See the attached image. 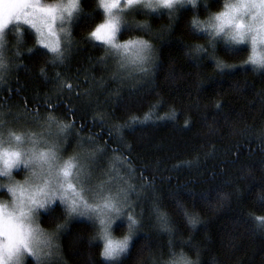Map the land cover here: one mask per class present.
<instances>
[{
  "label": "trees",
  "instance_id": "obj_1",
  "mask_svg": "<svg viewBox=\"0 0 264 264\" xmlns=\"http://www.w3.org/2000/svg\"><path fill=\"white\" fill-rule=\"evenodd\" d=\"M224 1L204 0L195 11L136 10L118 40L149 43L153 64L144 75L125 74L115 53L91 37L105 18L98 0H79L60 55L38 45L29 27L14 34L9 26L0 135L60 128L69 141L82 139L98 154L91 164L98 181L107 161L126 176L138 220L127 250L108 261L98 226L70 218L55 201L38 216L55 236L49 264H172L178 256L190 264H264V73L244 64L246 46L214 45L190 22ZM126 230L120 223L114 231Z\"/></svg>",
  "mask_w": 264,
  "mask_h": 264
},
{
  "label": "rangeland",
  "instance_id": "obj_2",
  "mask_svg": "<svg viewBox=\"0 0 264 264\" xmlns=\"http://www.w3.org/2000/svg\"><path fill=\"white\" fill-rule=\"evenodd\" d=\"M12 2H21V0H0V10H2L3 4L4 3H12ZM28 3H33L36 4L38 7H53L57 4H67L69 3V0H53L51 2H48L46 0H27ZM100 8L104 11L103 7L101 6V0H98ZM108 3H116L117 8L114 9V11H118L119 14L121 15L122 23L120 26V30L126 26L131 24V17L132 14L139 8H142V6L138 5H132L125 7V0H106ZM261 0H225L223 3L222 8L220 9L221 11L225 10L224 5L226 3H256L259 4ZM77 8L79 4V0H76ZM77 8L73 11L72 15L68 17L67 19L64 20H56V21H51L49 19V23L52 24V29L51 33L49 34V29L45 26L42 27V32L43 35H41V32H38L36 28H33L30 24H25L23 22L20 23H11L8 25L6 29L3 30L2 38H0V53L1 50H3L4 47V41L6 38V34L8 31L9 26L14 24V29H12V32L14 34L19 33V26H27L29 27L35 34L37 44L40 45L41 47L46 48L50 52L57 53L60 55L61 52V45L62 41L64 38L67 37L69 33V25L71 22L72 17L74 16ZM143 9V8H142ZM31 11V10H29ZM162 11V10H159ZM166 11V10H165ZM105 13V11H104ZM245 16V15H244ZM248 17L247 22L252 21V16L251 15H246ZM243 17V16H242ZM107 19V14L105 13V18L104 20L99 23L96 28L103 24L105 20ZM39 23V22H38ZM240 23H246V21L242 18ZM256 27L258 29L264 28V21H257ZM96 28L93 30L95 31ZM197 29V28H196ZM119 30V32H120ZM200 31L199 29H197ZM92 31V32H93ZM116 34L115 38V43L119 44H125L129 41H136V40H141V39H131L127 40L124 42H120L118 40V34ZM92 34V33H91ZM90 34V35H91ZM93 39V37L91 35ZM96 40V39H95ZM43 41V43H42ZM144 41V40H142ZM105 44L109 49H111L116 56V59L118 60L120 66L118 65V68L120 70H125V72H129V74L133 75H144L146 71L151 68V65L153 64V57L151 56V48H149L146 52V60L143 63L136 62V50L133 48H128V49H114L112 48L111 45L106 44L104 41H99ZM146 42V41H145ZM148 45L149 43L146 42ZM58 46V51H52V47H57ZM244 64H247V59L244 61ZM144 73V74H143ZM126 74V73H125ZM48 126V125H47ZM51 127L48 126V129ZM60 129V128H58ZM58 129H55V131H52L49 133V131H46L47 133H41L40 135H30L27 137H24L26 135H21V134H15L14 136L12 135H0V143L7 141V140H15L16 136L21 137V144H26L29 147L35 148L38 152L39 151H47L49 146L52 145L53 143L59 145V152L58 155L60 157V163H63L66 160L73 159L74 162L80 163L85 166V178L88 180L87 185H81L79 181H77L74 176L75 172L73 174V178L69 179L70 183H73L74 189L77 193H81L82 198L86 200L88 203L93 204L94 206L97 207H102V205L107 201L111 200L112 203L116 204L118 207L122 206L123 207V215L121 216H116L115 214H112L110 217H108L110 220L115 222V227L120 224V223H126L127 224V230L124 232V234H127L129 237V244L133 237L137 233V226H133L132 229H129V222H128V216L132 215L136 220L137 218L134 215V202H131L130 197L126 194L127 191L129 190V181L124 176V174L119 170V168L112 163L111 161L104 167L105 169L102 170V179L98 181L97 176L95 174V171L93 169V164L95 160L98 159L97 155L92 149H86L84 146V142L82 139H79L75 142L69 141L67 135H66V130L58 131ZM71 149L72 151L69 154H64L66 150ZM18 170H14L12 180L16 181L17 178H19V183L21 187L24 188H29L32 192L37 191L38 189L44 187L45 184L51 183L54 181L56 178L54 175H51L48 173L47 167L45 166L44 168H41L39 165L35 166H28L25 167L24 165H18L17 166ZM15 172H17L18 175H15ZM101 177V176H100ZM109 179V181H108ZM9 182L8 177H3L0 176V187H3L5 184ZM88 188L92 189V191H82L83 188ZM7 194L8 198H10L9 194L7 193L6 190L0 191V199H8V198H2L1 195ZM59 201L58 199L51 201L50 203H45V208L49 206V204ZM126 201V202H125ZM60 202V201H59ZM63 204L62 202H60ZM63 206L66 209V205L63 204ZM69 216V215H68ZM70 218H78V219H88L93 221L98 227V236L101 231V226L99 224V217L97 215H92V216H81L79 214H73L72 216H69ZM138 221V220H137ZM36 227L39 229L38 233V239L40 241V249H38L39 255L38 256H30L33 258L37 263L38 261L42 263L49 264L52 261L55 260V248H56V241H55V236L51 232L46 231L43 229L39 223H38V217H37V224ZM115 227L111 229L112 232L115 233ZM123 234V235H124ZM122 235V236H123ZM0 239H3V237H0ZM124 253V252H123ZM121 253L119 257L123 254ZM118 257V258H119ZM116 258V259H118ZM180 256L177 257L176 261L172 264H190L189 261H177L179 260ZM104 259H106L104 257ZM114 259V260H116ZM108 261H114L110 259H106ZM175 260V259H174ZM185 261V262H184Z\"/></svg>",
  "mask_w": 264,
  "mask_h": 264
},
{
  "label": "snow or ice",
  "instance_id": "obj_3",
  "mask_svg": "<svg viewBox=\"0 0 264 264\" xmlns=\"http://www.w3.org/2000/svg\"><path fill=\"white\" fill-rule=\"evenodd\" d=\"M165 4L171 2V0H163ZM70 4L72 7L68 8L67 5ZM138 5L139 0H125V6ZM243 5L240 9L225 7L224 12L221 16L235 18L236 15L241 17L244 15H251L252 21H264V0H261L259 4L256 3H241ZM101 6L103 7L105 13L107 14V19L101 25H99L95 31L92 32V36L95 37L97 41H104L109 44L114 49H128L133 48L136 50V62L143 63L146 60V52L150 48L145 41L136 40L129 41L125 44L115 43L116 34L120 30L121 19L119 16L114 14V9L117 8L116 3H108L106 0H101ZM77 8L76 0H69V3L65 4L63 7H58L57 5L53 7H38L36 4L28 3L27 0H21V2L4 3L2 10H0V34L3 30L8 27L11 23L30 24L33 28H36L38 32L43 35L42 27H47L49 29V34L51 33L52 24L51 21L63 20L65 15L70 17L73 11ZM31 10V11H29ZM39 22V23H38ZM241 28L246 26L243 24L238 25ZM2 38V36H0ZM43 43V41H42ZM52 51H58L57 47H52ZM55 106H53L54 110ZM17 141H21L20 136H16ZM59 145L53 143L49 146L47 151H37L33 148L31 158L28 163L24 166H35L39 165L41 168L47 167L48 173L55 176V180L51 183H47L44 187L32 192L29 188L21 187L22 191H26L29 194L31 202L36 206L44 207L45 203H50L53 200L58 199L60 202L66 205V211L69 216L73 214H79L81 216H92L97 215L99 217V224L101 226V232L107 236L108 233V221L112 214L116 216L123 215V207H118L116 204L112 203L111 200H107L102 207L94 206L88 203L82 198L81 193H77L74 189L73 183L69 182L70 178H74L79 181L81 185H87L88 180L85 178V166L74 162L73 159H69L60 163V157L58 155ZM16 157V163L13 165L17 167L20 162L21 153H14ZM4 153H0V159H2ZM82 191H92V189L83 188ZM208 198H211L209 194ZM126 202V201H125ZM153 212L159 213V208L154 207ZM129 229L138 224V221L132 216H128ZM264 223V221H262ZM15 221L6 227L4 222V217L2 211H0V264H5V245L9 248L18 249L26 245L21 243L20 237L23 235V228L21 227L19 231L15 228ZM129 246V239L125 240L118 248L109 249V243L106 242L105 254L109 257L119 256L121 253L125 252ZM30 256H36L35 253H29Z\"/></svg>",
  "mask_w": 264,
  "mask_h": 264
},
{
  "label": "clouds",
  "instance_id": "obj_4",
  "mask_svg": "<svg viewBox=\"0 0 264 264\" xmlns=\"http://www.w3.org/2000/svg\"><path fill=\"white\" fill-rule=\"evenodd\" d=\"M203 2L204 0H171L170 3L165 4L163 0H139V5L151 13H156L159 10L174 11L181 8H190L195 11L202 6ZM64 5L57 4L58 7ZM67 7L71 8L72 6L68 4ZM225 7L240 9L243 5L241 3H226L224 9ZM222 12L224 10L217 9L207 18L194 19L190 22L203 34H206L214 45L221 44L225 48L246 46L248 49L247 66L254 73H264V28L258 29L256 27L258 20L247 22L248 17L246 15L243 17L236 15L235 18H232L221 16ZM114 14L122 19L118 11H114ZM242 18L246 23H240ZM64 19H67L66 15ZM239 24L246 27L241 28L238 26ZM32 151V147L21 144L16 139L0 143V153H4L3 158L0 159V176L9 178V182L0 187V191L6 190L10 196L8 199H0V211L3 213L6 227L15 221L14 226L17 231L21 227L23 228V235L20 239L21 243L26 245L18 249H12L5 245V264H28L30 252L35 253L36 256L39 255L40 241L38 239L39 229L36 227L37 217H42L50 211L45 206L39 207L31 202L28 192L21 190L19 178L16 181L12 180L14 170H18L17 167L13 166L16 163L14 153H21L19 165H24L29 162ZM55 206V203L51 205L52 208ZM108 225L107 236L100 231L98 238L103 244L102 256L114 260L119 256L109 257L105 254L106 242L109 243L110 250L116 249L129 237L127 234L117 236L111 231L115 227L114 221L109 220ZM33 264H36L35 260Z\"/></svg>",
  "mask_w": 264,
  "mask_h": 264
}]
</instances>
